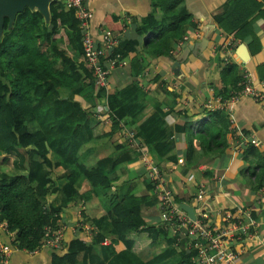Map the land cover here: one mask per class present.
I'll list each match as a JSON object with an SVG mask.
<instances>
[{"label": "crops", "instance_id": "0c3cea01", "mask_svg": "<svg viewBox=\"0 0 264 264\" xmlns=\"http://www.w3.org/2000/svg\"><path fill=\"white\" fill-rule=\"evenodd\" d=\"M231 2L84 0V7L92 15L90 33L105 52L104 65L108 67L109 58L119 57L114 67L109 68L107 86L101 88L102 97L93 96L88 100L73 97L92 114L91 131L97 139L83 145L80 153L86 156L88 165H93L100 158L116 156L118 148L115 147L124 145L129 149L128 157L120 156L119 159L126 160L111 171L116 181L105 191L87 194L82 184L79 194L86 193L87 198L79 197L68 205L60 191L48 196L47 204L62 208L55 224L63 231L61 245L55 249L41 247L33 252L12 247L8 264H52L53 256L68 253L76 240L91 247V255L107 256L108 260L121 252L128 260L124 264H138V258L124 251V244L116 241L109 226L99 219L106 213L110 200L122 194L145 197L147 200L141 208L145 224L160 227L153 246H149L150 239L143 229L131 234L130 240L140 259L146 262L156 256L154 264H185L183 256L191 249L193 238L185 228L161 222L159 198L150 185L143 163L146 159L160 168L164 188L174 201L178 199L181 204L191 206L195 215L204 212L217 233L233 235L231 247L239 253L241 262L264 264V182L259 189L255 188L256 167L260 158H264V81L257 72V67L264 65V0H248L240 5L245 13L253 11L248 17L252 34H246L243 41L224 33L217 24V18ZM65 9L69 10L66 6ZM184 13L189 22L183 25L181 38L172 42V59L154 54L158 34L173 27L175 15L181 20ZM59 35L66 46L64 31ZM129 41L134 42V54L117 53L116 50H121ZM134 56V63L142 67L137 74L132 70ZM243 72L249 74L251 85L261 93L262 100L257 102L245 96L225 105ZM127 88L135 93L134 109L143 110L132 123L120 121L109 136L103 137L102 134L113 128L109 99L113 100L114 95ZM101 89L95 87L94 91ZM66 93L61 90L62 95ZM209 103L213 104L211 108L207 107ZM216 111L226 116L222 150L205 154L196 141L197 163L187 165L190 138L207 127ZM153 115H164L167 126L172 129L169 144L159 154L150 151L136 134V127ZM148 126L153 127V123ZM250 139H256L257 144H251ZM200 190L204 197L198 203L195 197ZM239 227L244 229L240 239ZM1 239L11 247L12 240L7 233L1 232ZM75 261L89 264L82 252Z\"/></svg>", "mask_w": 264, "mask_h": 264}, {"label": "trees", "instance_id": "16d2710c", "mask_svg": "<svg viewBox=\"0 0 264 264\" xmlns=\"http://www.w3.org/2000/svg\"><path fill=\"white\" fill-rule=\"evenodd\" d=\"M248 0H232L217 18L219 28L236 39L243 41L251 33L248 17L253 11L244 12L240 5ZM173 27L163 29L155 41L154 54L172 59L173 40L183 35V25L189 22L186 13L181 20L174 16ZM175 25V26H174ZM64 31L66 46L62 35ZM252 34V33H251ZM0 38V163L19 168L26 160L24 172L8 173L0 171V221L7 230L14 233L11 247L16 250L33 252L43 247L44 231L55 227L61 207L47 204L46 198L60 191L66 205L79 197L82 185L87 194H95L109 189L116 179L111 171L128 157V148L118 145L116 156L98 159L93 165H86L81 148L97 140L91 131L92 114L73 99L80 96L91 99L102 97L104 90L95 92L93 70L85 59L81 48V30L72 9H65L60 0L49 2V20L35 9L25 8L10 22L4 17ZM134 42L129 41L117 53L123 56L134 54ZM131 58L132 70L138 73L142 67ZM230 70V69H227ZM258 77L264 81V65L257 67ZM263 73V74H262ZM237 82V80H235ZM66 90L65 95L61 90ZM126 92L128 94L124 95ZM109 99L113 114V128L120 121L132 123L143 108L134 109L135 93L131 88ZM226 116L216 111L206 128L198 130L189 140L187 165L197 162L194 142L205 154L221 151L224 146ZM153 123V127L148 123ZM34 126V127H33ZM171 128L164 115H153L136 127L137 136L148 149L159 154L169 144ZM177 130V128H176ZM191 133L189 129L186 130ZM13 154L16 155L13 156ZM256 174V189L264 182V158H260ZM59 182V183H58ZM87 199L86 201H88ZM145 197L132 194L114 196L106 213L99 218L109 226L116 241L124 244L128 254L137 257L138 264H154L156 258L142 261L135 251L130 236L143 229L147 232L149 246L157 241L160 227L147 226L141 208ZM175 204H181L175 199ZM145 226V228H144ZM169 244V242H168ZM83 253L89 264H124L128 261L122 253L110 259L91 255V247L76 240L71 243L68 253L54 255L52 264H76V256ZM106 254V252H105ZM195 251L189 249L183 256L185 264H194Z\"/></svg>", "mask_w": 264, "mask_h": 264}, {"label": "built area", "instance_id": "2783aa9c", "mask_svg": "<svg viewBox=\"0 0 264 264\" xmlns=\"http://www.w3.org/2000/svg\"><path fill=\"white\" fill-rule=\"evenodd\" d=\"M84 0H64V5L68 9L75 12V17L78 20V27L81 30V48L83 55L90 67L93 70L94 82L97 88L104 89L107 86V75L109 68L114 67L119 55L108 59V67L103 62L105 52L102 47L96 45V40L90 33L89 21L91 12L83 5ZM104 39H107L104 36ZM250 97L255 101H261V93L255 89L250 82V77L247 72H243L241 81L230 98L226 101L228 106L235 103L240 97ZM218 102L221 103L219 100ZM212 103L207 107L211 108ZM250 143L256 145V139H250ZM147 169V175L150 180L152 189L157 193L159 198V213L160 220L166 225L175 224L179 229L185 228L188 234L193 238L190 248L195 251V256L192 257L194 264H244L239 260V253L231 247V237L226 233H217L207 221V216L204 212L199 211L195 215L196 219L192 221L187 214L181 210L174 202L171 194L164 188L162 183V172L160 168L144 160L143 162ZM204 197L203 190H200L195 200L200 203ZM240 231L237 234H244L243 227H239ZM1 232L7 233L14 238V233L7 230V225L4 221H0V264H8L12 253V247L3 243ZM63 239V231L61 228L47 227L44 231L43 247L52 249L58 248Z\"/></svg>", "mask_w": 264, "mask_h": 264}, {"label": "water", "instance_id": "95a60500", "mask_svg": "<svg viewBox=\"0 0 264 264\" xmlns=\"http://www.w3.org/2000/svg\"><path fill=\"white\" fill-rule=\"evenodd\" d=\"M51 0H0V36L3 30L4 17H7L11 22L17 13L25 8L35 9L39 11L46 21L49 20V2ZM207 41V39H204ZM243 46L240 47V50ZM187 216L194 221L196 219L194 209L186 204H177Z\"/></svg>", "mask_w": 264, "mask_h": 264}, {"label": "rangeland", "instance_id": "374dc122", "mask_svg": "<svg viewBox=\"0 0 264 264\" xmlns=\"http://www.w3.org/2000/svg\"><path fill=\"white\" fill-rule=\"evenodd\" d=\"M2 36V35H1ZM0 36V38H1ZM34 127V126H33ZM82 158L84 159L85 162H87V158L86 156H83L82 155ZM88 164V162L86 163V165ZM26 168V160L24 159L23 162L20 163V167L19 168H14L13 166L11 165H8V164H1L0 163V171H5V172H8V173H17L18 171H24V169ZM59 183V182H58ZM54 228H60V227H54ZM62 230V228H61Z\"/></svg>", "mask_w": 264, "mask_h": 264}]
</instances>
